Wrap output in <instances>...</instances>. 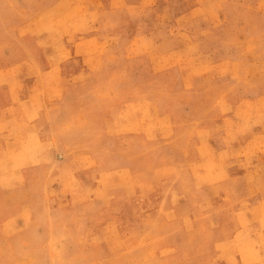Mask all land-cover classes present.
<instances>
[{
    "label": "rangeland",
    "instance_id": "obj_1",
    "mask_svg": "<svg viewBox=\"0 0 264 264\" xmlns=\"http://www.w3.org/2000/svg\"><path fill=\"white\" fill-rule=\"evenodd\" d=\"M0 264H264V0H0Z\"/></svg>",
    "mask_w": 264,
    "mask_h": 264
}]
</instances>
